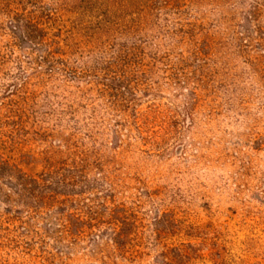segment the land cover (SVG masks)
<instances>
[{"label": "rangeland", "instance_id": "1", "mask_svg": "<svg viewBox=\"0 0 264 264\" xmlns=\"http://www.w3.org/2000/svg\"><path fill=\"white\" fill-rule=\"evenodd\" d=\"M0 158V264H264V0H0Z\"/></svg>", "mask_w": 264, "mask_h": 264}, {"label": "trees", "instance_id": "2", "mask_svg": "<svg viewBox=\"0 0 264 264\" xmlns=\"http://www.w3.org/2000/svg\"><path fill=\"white\" fill-rule=\"evenodd\" d=\"M0 168H4L5 172L9 175H16V174H20V169L18 167H16L14 164H11L9 162H7L6 160H3L2 158H0ZM21 180H24L21 174H20ZM34 183H37V181L34 179Z\"/></svg>", "mask_w": 264, "mask_h": 264}]
</instances>
